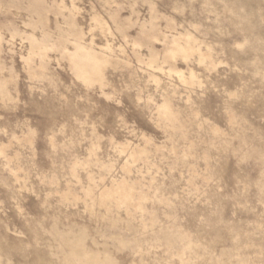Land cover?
<instances>
[{
    "label": "rangeland",
    "instance_id": "obj_1",
    "mask_svg": "<svg viewBox=\"0 0 264 264\" xmlns=\"http://www.w3.org/2000/svg\"><path fill=\"white\" fill-rule=\"evenodd\" d=\"M0 264H264V0H0Z\"/></svg>",
    "mask_w": 264,
    "mask_h": 264
}]
</instances>
